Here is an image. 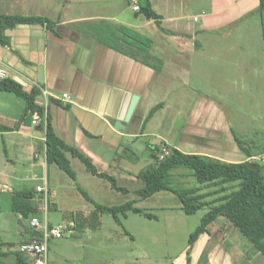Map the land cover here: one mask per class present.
I'll return each instance as SVG.
<instances>
[{
    "label": "crops",
    "instance_id": "1",
    "mask_svg": "<svg viewBox=\"0 0 264 264\" xmlns=\"http://www.w3.org/2000/svg\"><path fill=\"white\" fill-rule=\"evenodd\" d=\"M150 3L161 17V28L153 19L136 17L131 0H0L3 14L38 16L51 21L45 25L21 24L6 30L9 44H0V60L12 75L19 77L25 88L42 85L43 94L37 104L47 107L56 132L65 143L90 157L100 172L123 183L119 186L124 191H117L102 184L105 179L96 177L101 182L94 183L101 192L108 188L111 192L137 197L136 191L143 188L138 178L142 171L139 169L141 158L135 145L141 144L146 134L157 136L151 122L169 107L166 101L153 105L152 95L165 96L172 82L185 84L189 66H196V57H207L206 47L198 44L197 36L201 32L196 31L194 19L199 18L197 23L203 19L204 30H208L231 20H244L247 12L257 6L255 0H150ZM196 5L205 6L199 15H196ZM110 27H127L150 38L151 56L155 62L161 61L162 71L156 73L153 68L101 44L98 38ZM40 67L44 72L43 84L38 82ZM63 94H69L72 101H61ZM195 95L189 120L179 129L174 130L178 112L168 120H159L157 137L162 151L177 149L184 154L209 156L230 163L255 160L257 155L249 158L230 135L231 127L211 93L199 91ZM134 96L140 97L135 113L125 130L118 131L115 123L124 121ZM175 100L183 101L184 97L176 96ZM158 105L153 117L147 119ZM25 107L22 99L0 90V126L12 128L0 130V200L10 195L12 212L13 192L39 186L44 165L41 156L45 150V133L37 116L31 122L21 121ZM217 117L221 125L216 123ZM50 169L51 166L47 170L49 185L53 197H57L58 191L52 183L57 185L62 179L56 172L52 176ZM87 192L95 202L106 205ZM133 200L137 201L136 205L144 201L138 197L128 201ZM54 202L55 208L59 202L63 203L62 199ZM86 202L79 209L74 206L65 210L87 216L94 206ZM34 217L26 220L27 224H21L17 249L10 239H0V264H35L33 258L20 252L22 244L33 238L30 221ZM65 223L72 228L70 235L74 234V224ZM232 227L224 218L215 221L209 227L210 233L201 235L194 245L190 264H237L232 251L225 248L241 240L234 227L231 232L226 231ZM3 232L8 233L5 229ZM180 264H187L186 257L180 259Z\"/></svg>",
    "mask_w": 264,
    "mask_h": 264
},
{
    "label": "rangeland",
    "instance_id": "2",
    "mask_svg": "<svg viewBox=\"0 0 264 264\" xmlns=\"http://www.w3.org/2000/svg\"><path fill=\"white\" fill-rule=\"evenodd\" d=\"M255 2L257 6L247 12L248 16L244 20H231L214 25L208 30H204L203 19L199 23L196 22V31L201 32L197 36L198 44L206 47L207 57H196V66H189L185 84L181 81L172 82L165 96L152 95L153 105L162 101L169 105L151 122L157 136L160 131L159 120H168L172 114L178 112L174 130L179 129L187 119L189 120L195 104V92L211 93L231 127L230 135H236L257 155L255 161L263 163L264 16L254 13L259 8V1ZM203 8L204 5H196V15H199ZM176 96L184 97V100L178 102L175 100ZM217 122L222 124L218 117ZM157 136L146 134V137L141 139V144L138 142L137 146L135 145L136 153L141 158L139 169L145 170L151 164L150 147L161 143ZM70 161L77 173L78 184L89 191L96 201L113 206L137 198L134 194L125 196L116 191L111 192L108 188L106 192H101L94 183L101 181L90 173L87 174L88 171L78 159L70 158ZM54 172L62 182L57 185L52 183L58 191V196L51 200L48 220L65 226V217L69 214L65 209L74 206L79 209L88 203L75 188L74 181L56 165H51L50 174L53 176ZM185 173V170H178L174 174L188 187L197 186L195 179L182 177ZM42 175L43 169L41 177ZM88 178L92 182L87 180ZM42 183L39 180V184ZM102 184L111 188L106 180ZM141 184L143 185L140 181ZM118 185L123 183L118 181ZM60 198L63 203L59 202V207L53 208L54 201H60ZM212 198L209 197L208 201ZM0 204V239H10L14 243L13 248L17 249L20 242L19 231L22 230V225L28 222L11 211L10 195L1 198ZM136 207L153 218L129 213L127 217L120 216L118 223L114 216L105 214L101 217V228L98 230L75 232L62 239H51L46 264H180V259L186 257L190 236L210 210V206H206L194 215H186L182 204L170 192H161L147 200L138 201ZM3 229L8 233L4 234ZM232 230L233 227L227 228L226 231ZM240 236L241 240L234 241L233 245H224L232 251L237 264H264V256L247 238L241 234Z\"/></svg>",
    "mask_w": 264,
    "mask_h": 264
},
{
    "label": "trees",
    "instance_id": "3",
    "mask_svg": "<svg viewBox=\"0 0 264 264\" xmlns=\"http://www.w3.org/2000/svg\"><path fill=\"white\" fill-rule=\"evenodd\" d=\"M140 7L148 10L151 19L155 20L160 28L162 27L161 17L153 11L150 0H140ZM255 13L264 16V0H259V8ZM50 23L51 21L44 17L6 15L0 12V44L3 46L9 44L5 35L8 29L21 24ZM48 28L51 30L49 25ZM98 40L101 44L153 68L156 73L162 71L161 61L155 62L151 56L152 40L130 28L110 27ZM41 87L42 85L25 88L10 77L0 81L1 91L13 94L25 102V112L21 121L31 122L33 116L40 119V129L45 133L48 166L56 165L65 172L76 183V188L83 198L94 206V210L89 215L69 213L65 221L74 224L75 232H84L100 229L101 217L105 214L114 216L118 223L120 216L127 217L129 213L153 218L137 208L135 200L114 206L99 204L78 184L77 173L72 167L70 158L78 159L91 175L107 180L114 190L124 191L114 177L100 172L90 157L79 149L67 145L57 134L47 107L37 104V99L43 94ZM159 107L158 105L153 108L147 119L153 117ZM11 129L0 126V130ZM234 138L240 150L249 158L256 156L236 135ZM150 151L152 162L138 176L143 183V188L136 191L138 200H147L158 193L170 192L177 197L183 211L189 216L196 214L199 209L210 206L209 212L189 238L187 264L191 263V251L200 236L210 233L209 227L219 218H225L230 222L264 256V160L263 163L255 160L230 163L209 156L184 154L177 149H171L170 154L161 160L160 145L150 147ZM178 170H185L186 173L182 177L195 179L197 186L188 187L185 182L178 180L174 174ZM36 188H23L13 192L12 210L22 219L28 220L30 217L40 215L36 199L37 195L41 199V195ZM209 197L213 198L208 201ZM36 238L41 239L42 235L33 229L32 240Z\"/></svg>",
    "mask_w": 264,
    "mask_h": 264
},
{
    "label": "built area",
    "instance_id": "4",
    "mask_svg": "<svg viewBox=\"0 0 264 264\" xmlns=\"http://www.w3.org/2000/svg\"><path fill=\"white\" fill-rule=\"evenodd\" d=\"M132 10L136 13L140 12V0H131ZM195 22L199 21V18L194 19ZM12 78L18 80L19 77L12 75L9 68L4 65L0 60V81L7 78ZM19 82V80L17 81ZM20 83V82H19ZM61 101L69 103L72 101V98L69 94H63ZM35 124V122H34ZM170 154V151L165 149L160 154V159L163 160L166 156ZM42 159L44 161L43 165V175L41 181L43 182L37 186V192L41 195V199L38 203V212L41 217L36 216L30 221V226L35 231L39 232L42 235L41 239H33L30 242L22 244L20 252L35 260V264H46V257L49 252V242L51 239H62L70 234V229L66 226H53L48 220V213L50 211L51 199L54 195L49 185L48 178V164L46 150L42 154Z\"/></svg>",
    "mask_w": 264,
    "mask_h": 264
},
{
    "label": "water",
    "instance_id": "5",
    "mask_svg": "<svg viewBox=\"0 0 264 264\" xmlns=\"http://www.w3.org/2000/svg\"><path fill=\"white\" fill-rule=\"evenodd\" d=\"M135 16H136V17H138V16H144V17H146L148 20L151 19L150 15H149V12H148V10H146V9H141L140 12L136 13ZM38 82H39L40 84H43V83H44V72H43V68H42V67L39 68ZM139 99H140L139 96H134V97L132 98L131 104H130V106H129V109H128V112H127V114H126V117H125L124 121H117V122L115 123V128H116V130H118V131H124V130H125V128H126V123H129V122L131 121V119H132V117H133V115H134V113H135V110H136V108H137V105H138ZM55 207H56V206L53 205V208H55Z\"/></svg>",
    "mask_w": 264,
    "mask_h": 264
}]
</instances>
